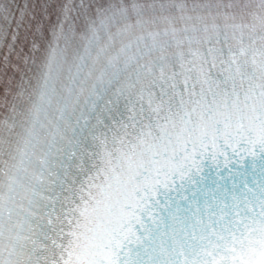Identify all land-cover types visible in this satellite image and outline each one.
Segmentation results:
<instances>
[{
	"label": "snow or ice",
	"instance_id": "1",
	"mask_svg": "<svg viewBox=\"0 0 264 264\" xmlns=\"http://www.w3.org/2000/svg\"><path fill=\"white\" fill-rule=\"evenodd\" d=\"M0 264H264V0H0Z\"/></svg>",
	"mask_w": 264,
	"mask_h": 264
}]
</instances>
